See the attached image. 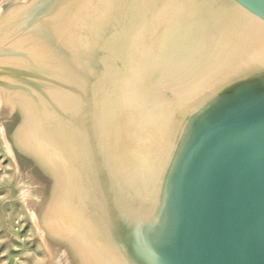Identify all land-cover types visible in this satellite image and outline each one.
Returning a JSON list of instances; mask_svg holds the SVG:
<instances>
[{
	"label": "water",
	"instance_id": "1",
	"mask_svg": "<svg viewBox=\"0 0 264 264\" xmlns=\"http://www.w3.org/2000/svg\"><path fill=\"white\" fill-rule=\"evenodd\" d=\"M0 126L65 264H264V0H4Z\"/></svg>",
	"mask_w": 264,
	"mask_h": 264
},
{
	"label": "rangeland",
	"instance_id": "2",
	"mask_svg": "<svg viewBox=\"0 0 264 264\" xmlns=\"http://www.w3.org/2000/svg\"><path fill=\"white\" fill-rule=\"evenodd\" d=\"M34 197L33 181L16 164L0 126V264H65L36 226Z\"/></svg>",
	"mask_w": 264,
	"mask_h": 264
}]
</instances>
